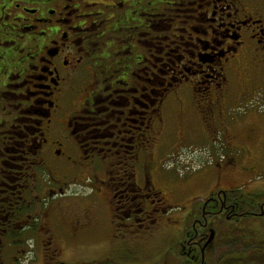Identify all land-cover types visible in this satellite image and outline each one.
<instances>
[{"label":"flooded vegetation","instance_id":"obj_1","mask_svg":"<svg viewBox=\"0 0 264 264\" xmlns=\"http://www.w3.org/2000/svg\"><path fill=\"white\" fill-rule=\"evenodd\" d=\"M194 135L214 145L182 177L162 149ZM240 145L255 163L221 160ZM263 169L264 0H0V247L45 242L41 264H264ZM98 228L107 255L62 261Z\"/></svg>","mask_w":264,"mask_h":264},{"label":"rangeland","instance_id":"obj_2","mask_svg":"<svg viewBox=\"0 0 264 264\" xmlns=\"http://www.w3.org/2000/svg\"><path fill=\"white\" fill-rule=\"evenodd\" d=\"M256 107H253V104L250 103V105L246 106V109H252L254 110ZM245 108H236V109H231V113L234 114H240L243 113ZM214 143L211 141L209 142V137H197V135H194L192 139H188L186 142L179 144V145H166L162 149V157L164 160H169L170 164H173L174 170H178L177 173L178 175H189L193 174L191 173L192 170H190L194 165L196 166L197 164L201 162H205L208 160V149L206 147H212ZM248 147L246 145H240V146H235L232 149H227V156L222 157L223 160H227L228 164H232L228 160H242L241 163L251 165L252 163L255 162H248L250 160H255L258 159L259 157V149H254L253 147ZM251 152V154H249ZM212 160V159H210ZM247 161V163H246ZM174 163H180L181 165H184V167L180 170L179 168L175 166ZM211 164V163H210ZM185 166H190V167H185ZM203 171V170H202ZM264 172V169L262 170ZM258 172L256 170H252L251 172V177L250 180L254 181L253 183V188L254 187H262L264 188V173ZM184 173V174H183ZM187 173V174H186ZM244 184L243 179H241L239 176L234 175V177L230 180H226L224 185L225 187H229L232 185H242ZM81 195L83 196L84 191L86 192L85 187L81 188ZM189 195L193 197V195H199L197 192H193V189L189 191ZM92 198V197H91ZM96 199V198H92ZM39 210V209H38ZM40 212V211H39ZM40 214L36 211L35 217H39ZM60 234H62L60 232ZM65 236L66 239H69L68 234H62ZM107 233L104 230H101L98 228L95 234H92V231H89L88 233L83 234L80 236L81 240L78 242H74L71 240V242H68L64 244V247L66 249V254L65 258L61 257L62 261L68 262V263H74V262H79V261H91L94 259H99L104 257L105 255L108 254V251L110 247L107 244V241L105 240ZM30 236H28L29 238ZM172 237V231L171 229H166L163 231L162 234L158 235L154 242L150 240H146L147 244H144V250L147 253L150 254H155V253H163L165 251L166 246H164L166 243L171 241ZM33 244V243H32ZM2 247V246H1ZM0 247V248H1ZM38 249H34L32 246L29 247V245H19L18 249L16 248H9V247H2L3 249V258L10 259L11 256L15 257L18 256L20 258L19 264H22V262L27 263L28 259L30 260L28 263H34V264H41L42 261V256L46 254V248H47V243L42 242V244L38 245ZM228 250L231 252H234L237 248L233 246H228ZM34 251V252H31ZM36 250V251H35ZM111 251V249H110ZM27 256V258H26ZM38 258V260L35 259ZM16 258V257H15ZM36 260V261H34ZM8 264L10 263L9 260L6 261Z\"/></svg>","mask_w":264,"mask_h":264}]
</instances>
